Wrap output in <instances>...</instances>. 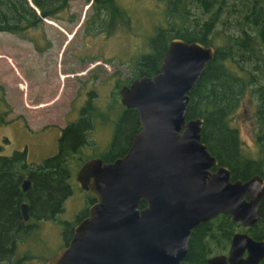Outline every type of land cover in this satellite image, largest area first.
I'll list each match as a JSON object with an SVG mask.
<instances>
[{"label": "water", "instance_id": "1", "mask_svg": "<svg viewBox=\"0 0 264 264\" xmlns=\"http://www.w3.org/2000/svg\"><path fill=\"white\" fill-rule=\"evenodd\" d=\"M214 54L211 44L172 37L158 72L119 87L120 101L137 111L140 128L123 155L90 157L78 167L76 178L95 201L44 264H193L183 259L196 225L219 213L245 227L260 219L264 178L231 179L229 167L201 140L203 117L186 115L189 92ZM29 184L26 175L23 190ZM20 211L16 226L29 219L28 202ZM263 259L264 238L236 231L227 253L208 257L207 264Z\"/></svg>", "mask_w": 264, "mask_h": 264}, {"label": "trees", "instance_id": "2", "mask_svg": "<svg viewBox=\"0 0 264 264\" xmlns=\"http://www.w3.org/2000/svg\"><path fill=\"white\" fill-rule=\"evenodd\" d=\"M0 0V31L26 36L28 29L37 27L43 17L61 18L68 11L69 0ZM91 1L93 11L85 22V31L90 34L111 30L106 26L120 18L124 23L129 15L116 0ZM164 3L168 16L167 25L159 26L150 37L151 49L141 54L134 64L132 76L119 81L115 87L128 83L141 75L159 71L160 59L172 37L197 40L215 47L213 58L207 63L201 77L189 92L186 115L203 117L201 140L217 158L219 164L229 167L231 179H247L253 174L264 178V0H159ZM61 76H64L61 74ZM20 87L24 88L25 85ZM114 105L126 119L117 120L116 129L126 126L132 119L138 128V114L126 107L119 99V92L112 93ZM247 97L252 100L251 128L253 129V152H245L239 127L232 119L246 110ZM116 99V101H115ZM88 101L78 118L62 127L58 150L39 163H29L24 150L2 153L0 143V264H22L30 254L17 256L18 242L23 234L42 219H54L62 210L64 199L71 193L70 178L73 168L70 160L86 143V135L93 128L92 120L98 112ZM12 107L5 98L4 86L0 83V122H7ZM119 131V130H118ZM132 134V133H131ZM121 131L114 134L108 149L107 159L124 152L117 151ZM127 145V144H126ZM216 166L212 169L215 170ZM28 175L30 185L23 190V178ZM26 201L30 217L25 227L16 226L21 217L20 204ZM145 204L140 202V206ZM260 219L245 230L254 238H264V196L260 203ZM229 214L219 213L196 225L191 233L187 259L204 264L211 253L225 251L232 234L239 229ZM264 264V259L259 263Z\"/></svg>", "mask_w": 264, "mask_h": 264}, {"label": "rangeland", "instance_id": "3", "mask_svg": "<svg viewBox=\"0 0 264 264\" xmlns=\"http://www.w3.org/2000/svg\"><path fill=\"white\" fill-rule=\"evenodd\" d=\"M90 2L69 0L63 17H43L39 28L28 29L25 37L0 31V83L12 107L8 121L0 122L2 153L25 149L26 161L39 163L56 153L59 129L76 119L80 96L94 98L92 104L98 112L86 143L70 160L72 190L64 199L62 210L54 219L30 220L35 224L18 242L17 256L30 254L22 264H44L64 245L78 215L89 207L90 193L78 185L74 175L81 157L108 158L106 152L119 131L122 136L117 151L126 147L134 123L127 116L128 124L116 129L117 120L126 117L118 111L120 106L114 105L116 97L112 93L118 91V81L122 83L132 76L138 57L151 49L149 39L157 28L167 25L162 1L116 0L130 20L124 23L114 18L115 22L106 26L110 34H90L84 29L93 11ZM86 67L91 68L84 74ZM85 86L86 90L92 89L86 96ZM247 98L246 110L237 112L232 121L239 127L245 152L251 153L255 133L250 120L252 100Z\"/></svg>", "mask_w": 264, "mask_h": 264}, {"label": "flooded vegetation", "instance_id": "4", "mask_svg": "<svg viewBox=\"0 0 264 264\" xmlns=\"http://www.w3.org/2000/svg\"><path fill=\"white\" fill-rule=\"evenodd\" d=\"M46 18V17H45ZM51 22V21H50ZM69 37H72V35L71 36H69ZM91 67H86L85 68V71H84V74L86 73V71L87 70H89ZM135 78V77H134ZM133 79V78H132ZM131 79V80H132ZM130 80V81H131ZM129 81V82H130ZM128 82V83H129ZM127 84V83H126ZM87 86V85H86ZM83 87V91L85 92V96L87 95V93H90L91 92V90L92 89H88V90H86L87 89V87ZM119 90V89H118ZM119 92V91H118ZM89 95V94H88ZM79 98H82L81 99V104L78 106V109H79V112H81L82 111V107L83 106H85L84 104L88 101V96H87V98H85V97H83V96H80ZM119 99H120V95H119ZM74 108H75V105H74ZM76 118H78V115H77V117ZM75 120V119H74ZM138 123H139V119H138ZM139 128H140V123H139V127L138 128H135V129H133V131H132V134H130L129 135V139H128V141H127V145H126V147L124 148V152L121 154V155H123L125 152H126V150L128 149V147H129V145L131 144V141H132V138H133V136L135 135V133L139 130ZM59 132H60V134H59V137L60 136H62V127H61V129H59ZM59 137H58V139H59ZM84 145V144H83ZM109 149V148H108ZM57 150H58V148H57ZM108 151V150H107ZM57 152V151H56ZM106 153H108V152H106ZM120 155V156H121ZM90 157H98V156H90ZM90 157H81V160L79 161V164H78V166L76 167V169H75V171H74V175L76 176V172H77V170H78V167L82 164V162H84V160H86L87 158H90ZM100 158H102L101 156H99ZM116 157H118V156H116ZM115 158V157H114ZM113 158V159H114ZM103 159V158H102ZM104 160V159H103ZM107 160H110V159H107ZM112 160V159H111ZM105 161V160H104ZM213 170V169H212ZM77 179V178H76ZM77 183H78V185L81 187V185H80V183H79V181L77 180ZM30 185V184H29ZM29 187V186H28ZM82 188V187H81ZM82 189H84V188H82ZM84 190H86V189H84ZM86 191H88V190H86ZM89 192V191H88ZM90 193V192H89ZM88 199H89V206L95 201V197L90 193V195L88 196ZM89 208V207H88ZM88 208L82 213V214H79L78 215V217H77V219H76V221L74 222V224L72 225V228H71V233H70V235L68 236V238H67V240H65L64 241V245L69 241V239H70V237L72 236V233H73V228H74V226L83 218V217H85L86 215H87V213H88ZM21 218V217H20ZM20 218H18V219H20ZM29 220V219H28ZM28 220H26V221H24V223H20L19 225H21V226H23V227H25L26 225H27V222H28ZM237 223H239V222H237ZM239 225H240V228L239 229H237V230H235L234 232H236V231H246L245 229L247 228V227H250V226H242L240 223H239ZM193 230V229H192ZM233 232V233H234ZM192 233V232H191ZM233 235V234H232ZM191 236V235H190ZM232 238V237H231ZM190 239V238H189ZM230 242H231V240H230ZM229 246H230V243H229V245H228V247H227V249L225 250V251H222V252H217V253H227V251H228V249H229ZM217 253H211L209 256H207L206 257V259H205V262H204V264H207V258L208 257H210V256H212V255H214V254H217ZM183 260H185L186 262H190V263H193V264H198V263H196V262H193V261H190V260H188L187 259V254H186V256H185V258L183 259Z\"/></svg>", "mask_w": 264, "mask_h": 264}]
</instances>
